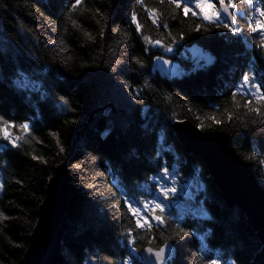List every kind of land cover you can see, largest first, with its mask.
<instances>
[{
    "label": "trees",
    "instance_id": "1",
    "mask_svg": "<svg viewBox=\"0 0 264 264\" xmlns=\"http://www.w3.org/2000/svg\"><path fill=\"white\" fill-rule=\"evenodd\" d=\"M194 1L184 15L168 0H81L76 8L74 0H0V124L14 122L9 131L21 138L14 148L0 136V264H24L47 185L62 164L79 194L64 214L62 264H145L143 248L160 247L179 227L191 234L170 241L176 253L169 264H264V243L247 217L226 204L203 157L189 153L172 126L188 121L228 134L264 189V116L248 110L264 112V101L231 95L244 73H255L264 90V49L248 29L253 10L244 0L233 12L239 37L193 32L197 23L208 26ZM145 37L165 45L176 37L178 46L167 55ZM193 47L210 60H191ZM157 56L175 60L178 72H165ZM160 164L179 174L177 192L164 201V225L138 229L124 195L153 199L147 177Z\"/></svg>",
    "mask_w": 264,
    "mask_h": 264
},
{
    "label": "water",
    "instance_id": "2",
    "mask_svg": "<svg viewBox=\"0 0 264 264\" xmlns=\"http://www.w3.org/2000/svg\"><path fill=\"white\" fill-rule=\"evenodd\" d=\"M172 126L185 149L203 157L226 204L241 209L264 243V189L259 185L252 166L238 155L231 137L224 132H203L188 121H175ZM78 198V190L62 164L47 185L24 264H62L60 239L64 214L74 209ZM171 245L167 264L176 253ZM148 247L151 246L144 247L141 253L145 264H151L154 259L146 251Z\"/></svg>",
    "mask_w": 264,
    "mask_h": 264
},
{
    "label": "snow or ice",
    "instance_id": "3",
    "mask_svg": "<svg viewBox=\"0 0 264 264\" xmlns=\"http://www.w3.org/2000/svg\"><path fill=\"white\" fill-rule=\"evenodd\" d=\"M140 2L141 0H137V3ZM80 3L81 0H74L71 7L76 8V6ZM244 3L247 4L249 9L253 10L252 22L248 24V29L252 34L258 35L260 38L261 42L258 43L256 47L259 49H264V8H261L259 0H244ZM168 4L174 6L175 9H180L184 15H187L192 11L189 6L190 0H168ZM195 7L199 9L200 17L204 22L207 23L208 26L202 27L201 24L197 23L192 29L193 32L207 33L212 28H216L223 29L227 33H231L233 37H239L240 35H242L241 29L236 22L237 16L233 15L234 10L237 9L236 0H215V2H213V0H196ZM205 9H212V11L211 13H209L205 11ZM145 11L152 19V23L159 27L160 25L157 24L155 10H149L146 8ZM192 15L196 16L197 13L192 12ZM237 15L243 16V13L238 12ZM131 20L133 23H135L136 30L140 31L141 25L137 22V16L135 12L132 13ZM73 24H75L74 21ZM163 28L167 29L168 25L164 24ZM169 35L171 36V33H169ZM145 39L150 42L151 47L163 48L165 52H172L173 46H178L176 37H172L171 43L167 45H165L164 42L160 39H156L154 41L151 39V37H145ZM179 40H184V33L181 32L179 34ZM61 51H63V49H61ZM156 59L159 61L162 60L163 57L157 56ZM163 62L168 65L172 64L171 60H164ZM117 63H119V61H117ZM137 63H139L141 67L144 66L143 63H141L139 60H137ZM113 71H115V68L113 69ZM135 92L136 90L132 89L129 92V95L135 98L133 95V93ZM237 92H239L241 95L250 97L253 101H264V90H262V83L257 82L255 73H253L251 76L248 73H244L241 76V82L231 90L232 97H235ZM59 99L61 102L67 104V100L64 96H60ZM249 103V100H245L244 107L248 108ZM248 110L257 112L258 115L264 116V112H259L255 108H248ZM262 123H264V121H262ZM15 126L16 125L14 122L3 121V123L0 124V136H2L4 140L8 141V143L11 144L12 147L19 148L21 147L19 143L21 138L19 136H13L9 131L10 128H14ZM19 126L24 132H28L30 130V124L28 122L21 123ZM61 151H63V148H61ZM261 163H264V161H261ZM75 167L79 168L80 165H75ZM97 175H100V173H97ZM178 175L179 174L177 173L176 176H173L172 172H170L166 164H160L154 174L147 177V180L152 182V186L157 193L153 199L132 200L128 196V194L124 195L123 206L135 220V224L138 229H142L145 226L151 229L152 224L150 223V221H155L157 225H164L166 223L165 212L167 205L164 203V201L168 200L171 195L177 192ZM85 186L89 189H93L95 187L90 183L86 184ZM2 187L3 185L0 184V188ZM190 234L191 233L186 231L183 227H179L178 229L174 230L172 236L164 238L160 247H148L146 251L151 257L154 258L151 264H167L168 252L172 247L170 241L183 240ZM126 235L129 237L128 243L134 246L136 240L132 236L131 231L127 230ZM134 250L136 249L134 248ZM124 264H129V261H124ZM207 264H217V261L208 260ZM232 264H236V261H232Z\"/></svg>",
    "mask_w": 264,
    "mask_h": 264
},
{
    "label": "rangeland",
    "instance_id": "4",
    "mask_svg": "<svg viewBox=\"0 0 264 264\" xmlns=\"http://www.w3.org/2000/svg\"><path fill=\"white\" fill-rule=\"evenodd\" d=\"M195 2H196V0L193 2V4L195 5ZM213 2H214V0H213ZM217 7H218V5H217ZM195 9H197V8H195ZM198 11H199V9H197ZM205 11H207V12H209V13H211V11H212V9H205ZM167 55H171V53H169V52H165ZM188 55L190 56V59L192 60L193 59V61L194 60H196V63H198V62H200V61H208V60H210V55H208V54H206V53H204V52H202L200 49H198V48H191L190 50H189V52H188ZM168 58V57H167ZM164 60H171L172 61V64L171 65H168V64H165L163 61ZM177 63L175 62V60L173 61L172 59H170V58H168V59H162V60H159L158 61V65L161 67V68H163V70L165 71V72H169V73H176V72H178V65H176ZM172 244V243H171ZM131 248V247H130ZM130 253H131V257L132 256H135V254H137L136 252H135V250H133V249H130ZM141 253H142V251H141ZM141 256V255H140Z\"/></svg>",
    "mask_w": 264,
    "mask_h": 264
},
{
    "label": "bare ground",
    "instance_id": "5",
    "mask_svg": "<svg viewBox=\"0 0 264 264\" xmlns=\"http://www.w3.org/2000/svg\"><path fill=\"white\" fill-rule=\"evenodd\" d=\"M152 247V246H151Z\"/></svg>",
    "mask_w": 264,
    "mask_h": 264
}]
</instances>
